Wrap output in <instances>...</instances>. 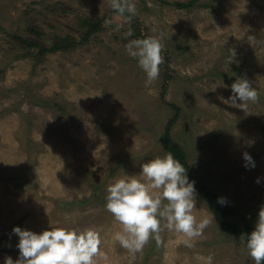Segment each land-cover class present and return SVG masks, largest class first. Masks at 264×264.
<instances>
[{
  "label": "rangeland",
  "instance_id": "obj_1",
  "mask_svg": "<svg viewBox=\"0 0 264 264\" xmlns=\"http://www.w3.org/2000/svg\"><path fill=\"white\" fill-rule=\"evenodd\" d=\"M131 2L129 19L111 0H0V264L18 257L14 226L96 228L97 264L253 261L198 191L193 215L212 222L191 248L163 221L158 239L128 251L105 203L110 184L142 179L141 164L166 154L160 136L175 118L171 139L191 179L227 198L226 221L254 228L264 207V0ZM147 37L163 46L151 84L126 51ZM63 39L75 44L40 54ZM238 77L258 92L246 112L221 99ZM244 152L255 168L244 167Z\"/></svg>",
  "mask_w": 264,
  "mask_h": 264
},
{
  "label": "clouds",
  "instance_id": "obj_2",
  "mask_svg": "<svg viewBox=\"0 0 264 264\" xmlns=\"http://www.w3.org/2000/svg\"><path fill=\"white\" fill-rule=\"evenodd\" d=\"M111 7L129 19L135 15L131 0H111ZM246 10V9H245ZM131 31L128 32L130 36ZM163 46L154 37L133 40L126 45L127 54L137 61L146 74V83L158 79L163 63ZM231 95L221 98L225 104L247 111V102H256L258 92L245 77H238L231 85ZM244 167L255 168L256 162L248 153H243ZM140 175L121 178L110 184L106 191V210L122 226L114 239L132 253L139 252L150 238L158 239L162 222L168 230L182 233L186 247H193V240L203 234L212 222L210 217L197 221L193 209L198 196L195 181L190 180L188 169L172 153L155 157L141 164ZM256 183H260L258 177ZM217 203L227 205L226 197H218ZM18 237L15 247L18 257L8 256L4 264H97L101 255L102 239L96 228H53L39 233L21 226H14ZM247 254L254 264H264V207L258 213L255 226L244 235ZM106 258V257H105ZM205 259L212 264L213 257Z\"/></svg>",
  "mask_w": 264,
  "mask_h": 264
},
{
  "label": "trees",
  "instance_id": "obj_3",
  "mask_svg": "<svg viewBox=\"0 0 264 264\" xmlns=\"http://www.w3.org/2000/svg\"><path fill=\"white\" fill-rule=\"evenodd\" d=\"M176 5L178 7L183 6L181 3H176ZM84 23L88 24L92 28L91 32L95 31L99 24L97 21L91 22L90 20H86V19L84 20ZM30 44L34 45V43H30ZM74 44H75L74 41H71L70 44H68V41L66 42V40L63 39L59 43H56L54 47L42 48L40 54H43L51 50L73 46ZM174 120L175 118H171L167 122V125L165 126L164 131L160 136V143L165 153H169V152L172 153L174 157H176L188 169L187 174L189 176V179L192 180L191 172L187 165L186 157L183 149L180 147V145L173 142L171 139L170 128L173 125ZM195 188L200 193L203 200H205L209 204L213 217L217 223V226L220 229H222L225 232H230L235 235H240L242 237H244L245 234L252 231L253 226L244 219L242 220L241 223H232L225 220L226 215H230L232 213V209L230 205L228 203L225 206H221L220 204H218L217 198L219 196L216 193H214L207 185L195 184ZM251 264H254V261H252Z\"/></svg>",
  "mask_w": 264,
  "mask_h": 264
}]
</instances>
